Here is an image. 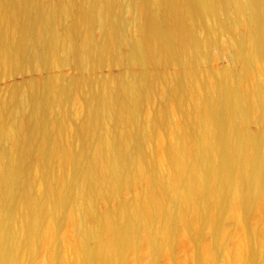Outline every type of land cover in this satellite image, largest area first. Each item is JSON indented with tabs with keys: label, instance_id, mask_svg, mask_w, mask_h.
Masks as SVG:
<instances>
[{
	"label": "bare ground",
	"instance_id": "bare-ground-1",
	"mask_svg": "<svg viewBox=\"0 0 264 264\" xmlns=\"http://www.w3.org/2000/svg\"><path fill=\"white\" fill-rule=\"evenodd\" d=\"M39 69L0 98V264H158L179 237L264 264V0H0V76ZM225 221L248 230L229 250Z\"/></svg>",
	"mask_w": 264,
	"mask_h": 264
},
{
	"label": "rangeland",
	"instance_id": "rangeland-1",
	"mask_svg": "<svg viewBox=\"0 0 264 264\" xmlns=\"http://www.w3.org/2000/svg\"><path fill=\"white\" fill-rule=\"evenodd\" d=\"M233 43L232 37L228 33H224L219 35L215 41L213 42L212 46L208 48V57L210 58V62L208 65H205L203 67L204 70V75L206 73H210L212 71H220L222 69L228 68L231 65L232 61V53L230 49V45ZM260 66V67H259ZM261 65L256 64L252 68V77L253 80L256 82H261L263 80V76L261 73ZM122 71L117 69V68H100L98 69L96 75L99 76L100 78H104L108 76L109 74H119ZM9 73V74H8ZM15 73V74H14ZM49 73H47L44 69H39V70H34V71H16V72H7L0 76V98H5L8 94V92L11 90L12 87L14 86H20L26 82L32 81V80H37L41 81L43 80ZM51 75L54 76H59L61 75L65 79H71L76 75V71L72 66H65L62 68H54L51 72ZM201 82H205L204 76L201 79ZM20 84V85H19ZM256 124L252 123L250 125V129L253 131L256 129ZM154 144V143H153ZM152 144V145H153ZM155 145V144H154ZM150 155L152 157L157 156V149L156 146H151L150 148ZM135 194V188H129L126 189L122 192L121 198L123 200H131ZM113 202V201H112ZM110 203L108 201L106 205L108 208L113 207L115 201L113 203ZM110 203V204H109ZM113 204V205H112ZM106 205H102L101 207H107ZM226 222V223H225ZM224 229L227 233V238L225 242V249L229 250L233 248L237 241L238 237L240 235H246L248 234L247 228H242L241 230L238 231V228H235L234 225L229 223L228 221H225ZM261 222L264 226V212L262 213V218ZM74 236L73 229L70 226H63L54 231L52 234L51 241L55 243L60 240L68 239L70 240ZM182 236V233L181 235ZM177 239V238H175ZM171 248L170 253L168 256L163 255L164 258H159L158 264H193L192 261V254L194 252V246L190 243V241L185 238V237H179ZM204 243L206 246H209L212 242L211 236L206 235L203 238ZM168 253V252H167ZM165 256L167 258H165ZM161 259V260H160ZM30 262H28L29 264ZM39 264L38 262H31L30 264ZM134 261H131L129 264H134ZM222 263V258H218L216 262L213 264H221Z\"/></svg>",
	"mask_w": 264,
	"mask_h": 264
}]
</instances>
